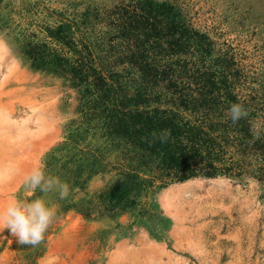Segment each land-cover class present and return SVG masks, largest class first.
<instances>
[{
  "label": "rangeland",
  "instance_id": "rangeland-1",
  "mask_svg": "<svg viewBox=\"0 0 264 264\" xmlns=\"http://www.w3.org/2000/svg\"><path fill=\"white\" fill-rule=\"evenodd\" d=\"M204 139L249 172L171 179L162 149ZM263 152L264 0H0V208L37 167L70 190L0 264H264Z\"/></svg>",
  "mask_w": 264,
  "mask_h": 264
},
{
  "label": "clouds",
  "instance_id": "clouds-1",
  "mask_svg": "<svg viewBox=\"0 0 264 264\" xmlns=\"http://www.w3.org/2000/svg\"><path fill=\"white\" fill-rule=\"evenodd\" d=\"M226 115L233 124L248 116V111L241 103L229 106ZM11 179V173L0 171V185ZM23 188L31 194L39 191L42 195L35 199L25 200L13 198L4 208H0V232L5 229L16 237L21 246L36 247L43 243L45 235L56 218L55 205L45 197L57 192L60 199H66L69 194V185L62 183L59 178L47 176L45 171L34 168L23 179Z\"/></svg>",
  "mask_w": 264,
  "mask_h": 264
},
{
  "label": "trees",
  "instance_id": "trees-1",
  "mask_svg": "<svg viewBox=\"0 0 264 264\" xmlns=\"http://www.w3.org/2000/svg\"><path fill=\"white\" fill-rule=\"evenodd\" d=\"M224 131L219 134H223V137L228 136L230 128L224 126ZM195 132L196 127L192 126L189 130ZM206 136L211 140L212 136L208 131H204ZM193 134H186V138L191 139ZM253 135L248 134L245 130L241 139L246 147H249V141L252 140ZM202 141L199 145L192 144V141L186 142L185 146L182 140L177 141L173 147H164L162 154L164 163L166 165L165 170L169 173L171 179H187L197 175H227V176H244L246 172H249L250 162L246 161L242 156L238 157L236 153H232L231 150H225L227 144L219 145L215 147L212 142L206 143ZM264 155V152H263ZM264 166L259 165L257 169L261 171Z\"/></svg>",
  "mask_w": 264,
  "mask_h": 264
}]
</instances>
